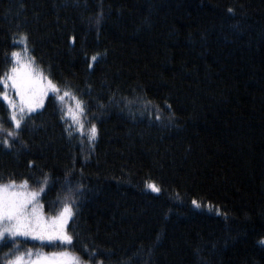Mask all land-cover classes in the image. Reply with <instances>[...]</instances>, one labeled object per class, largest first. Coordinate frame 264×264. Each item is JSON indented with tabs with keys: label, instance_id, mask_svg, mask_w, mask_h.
I'll return each mask as SVG.
<instances>
[{
	"label": "trees",
	"instance_id": "1",
	"mask_svg": "<svg viewBox=\"0 0 264 264\" xmlns=\"http://www.w3.org/2000/svg\"><path fill=\"white\" fill-rule=\"evenodd\" d=\"M27 47L59 91L19 128L0 97V182L43 187L46 218L70 205L55 249L264 264V0H0V78Z\"/></svg>",
	"mask_w": 264,
	"mask_h": 264
},
{
	"label": "snow or ice",
	"instance_id": "2",
	"mask_svg": "<svg viewBox=\"0 0 264 264\" xmlns=\"http://www.w3.org/2000/svg\"><path fill=\"white\" fill-rule=\"evenodd\" d=\"M228 11L232 10L229 9ZM11 56L14 59V66L9 72L5 73L3 78H0V83H3L7 88L8 82H11V86L17 89L20 104L14 103L8 97L6 91L0 93V97L7 101L9 108L12 110L10 118L19 128L20 120L17 119V111L23 116L26 102L28 111H32V89L29 86L31 83V70L27 64L21 67L18 53L13 52ZM92 59L95 60L96 57L94 56ZM49 85L53 87L54 91H59L54 85H51L50 81ZM64 95H68V93L65 92ZM58 99L63 100L64 96H58ZM69 114L72 115L73 120H76V116L71 110H69ZM95 134L96 128L93 125L90 129V138L94 137ZM5 144H7V141H5ZM47 182L48 177L45 175L43 184H47ZM149 187L156 192L160 191L155 185H149ZM27 189V180L21 181L20 184H17L14 180L8 183H0V242L8 240L15 243L17 237L30 236L41 241L60 240L71 243L72 236L65 231V225L72 216L70 205L65 203L56 216L45 218L41 211L43 206L37 202L40 192H43L44 188L41 187L39 191H28ZM193 204H196V201H193ZM10 253L5 254L6 264H81L78 258L72 257L68 253H53L49 256L38 253L35 260L30 259L27 262L23 259V254L14 255L11 259H7Z\"/></svg>",
	"mask_w": 264,
	"mask_h": 264
},
{
	"label": "rangeland",
	"instance_id": "3",
	"mask_svg": "<svg viewBox=\"0 0 264 264\" xmlns=\"http://www.w3.org/2000/svg\"><path fill=\"white\" fill-rule=\"evenodd\" d=\"M19 55V59L21 61V67H23V65L27 64L29 65L30 68V77H31V83H30V87L32 89L31 92V103H32V111H35L39 108H41L44 103H45V99L47 98V96L51 93H57V91L53 90V87L49 85V81L51 82V85H54L56 89H58L57 84L55 82H53L41 69V67L38 65L35 57L33 56V54L30 52V49H28L27 47V51L26 52H16ZM14 66V59L12 58V66L9 68V70L7 72L10 71V69ZM8 88H10L11 90L9 91L11 95H13V102L16 103L17 105L20 104V97L17 95V89L13 88L11 86V82H8ZM19 115L20 112L17 111ZM26 112H31L28 111V105L27 102L24 105V113ZM9 182V181H8ZM8 182H0V183H8ZM16 182V181H15ZM17 184H20L21 182H16ZM28 191H39V189H34L33 187H31L28 184ZM38 204H41V198L40 195L38 197ZM42 211V209H41ZM43 213V212H42ZM44 215V214H43ZM44 217L46 218V216L44 215ZM66 226V225H65ZM21 238V237H20ZM24 239L26 237H23ZM27 238H31L32 237H27ZM39 242H41L44 245H47V247L49 249H44L46 252L40 251L41 255L44 256H49L53 253H68L70 256L72 257H76L75 254H73V252L66 250V248L60 250V249H55V243L57 242L56 240L53 241H48V240H37ZM16 248L12 251L11 249V253L12 256L14 255H19V254H23V259L27 262L28 260H35L36 259V254L30 255L27 258H29L28 260L25 259V254H24V248L23 247H18L15 246ZM36 251H39L38 248H34ZM77 258V257H76Z\"/></svg>",
	"mask_w": 264,
	"mask_h": 264
},
{
	"label": "bare ground",
	"instance_id": "4",
	"mask_svg": "<svg viewBox=\"0 0 264 264\" xmlns=\"http://www.w3.org/2000/svg\"><path fill=\"white\" fill-rule=\"evenodd\" d=\"M30 255H33V254H32V253H29V256H30ZM25 259L28 260L29 258H26V257H25Z\"/></svg>",
	"mask_w": 264,
	"mask_h": 264
}]
</instances>
